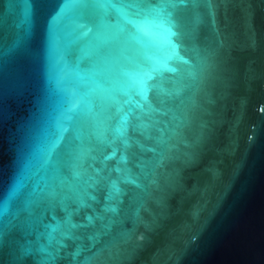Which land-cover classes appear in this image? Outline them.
I'll return each instance as SVG.
<instances>
[{"label":"water","instance_id":"1","mask_svg":"<svg viewBox=\"0 0 264 264\" xmlns=\"http://www.w3.org/2000/svg\"><path fill=\"white\" fill-rule=\"evenodd\" d=\"M0 264H264V0H0Z\"/></svg>","mask_w":264,"mask_h":264}]
</instances>
